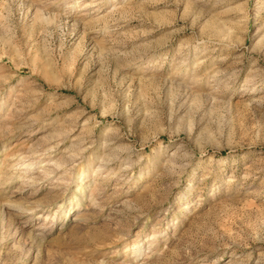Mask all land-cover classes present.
<instances>
[{"label": "rangeland", "instance_id": "374dc122", "mask_svg": "<svg viewBox=\"0 0 264 264\" xmlns=\"http://www.w3.org/2000/svg\"><path fill=\"white\" fill-rule=\"evenodd\" d=\"M0 264H264V0H0Z\"/></svg>", "mask_w": 264, "mask_h": 264}, {"label": "bare ground", "instance_id": "6f19581e", "mask_svg": "<svg viewBox=\"0 0 264 264\" xmlns=\"http://www.w3.org/2000/svg\"><path fill=\"white\" fill-rule=\"evenodd\" d=\"M21 164H22V167L23 168H27V167H29L30 168V166L32 165V164H34V161H30V160H22V162H21ZM98 166V165H97ZM20 168H22L21 166H19ZM22 168V169H23ZM28 168V169H29ZM27 170V169H26ZM97 170V169H96ZM25 170H23V172H24ZM77 219V218H76Z\"/></svg>", "mask_w": 264, "mask_h": 264}]
</instances>
